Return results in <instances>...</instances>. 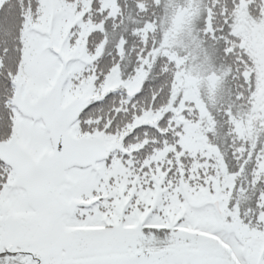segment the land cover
Here are the masks:
<instances>
[{"label":"snow or ice","instance_id":"6c2138e0","mask_svg":"<svg viewBox=\"0 0 264 264\" xmlns=\"http://www.w3.org/2000/svg\"><path fill=\"white\" fill-rule=\"evenodd\" d=\"M0 264H264V0H0Z\"/></svg>","mask_w":264,"mask_h":264}]
</instances>
